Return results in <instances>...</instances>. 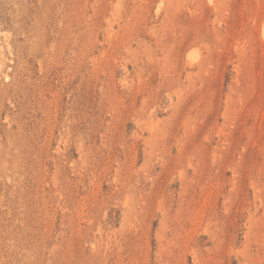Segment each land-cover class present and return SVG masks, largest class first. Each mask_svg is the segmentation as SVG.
I'll use <instances>...</instances> for the list:
<instances>
[{"label":"rangeland","instance_id":"rangeland-1","mask_svg":"<svg viewBox=\"0 0 264 264\" xmlns=\"http://www.w3.org/2000/svg\"><path fill=\"white\" fill-rule=\"evenodd\" d=\"M0 264H264V0H0Z\"/></svg>","mask_w":264,"mask_h":264},{"label":"bare ground","instance_id":"bare-ground-1","mask_svg":"<svg viewBox=\"0 0 264 264\" xmlns=\"http://www.w3.org/2000/svg\"><path fill=\"white\" fill-rule=\"evenodd\" d=\"M212 2V1H211ZM189 57H190V55H189ZM191 59V58H190ZM191 61V60H190ZM193 61V60H192Z\"/></svg>","mask_w":264,"mask_h":264}]
</instances>
